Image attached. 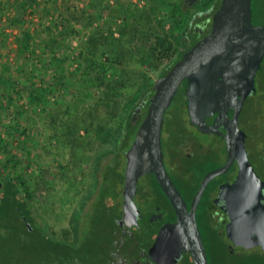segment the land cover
I'll list each match as a JSON object with an SVG mask.
<instances>
[{
    "label": "trees",
    "instance_id": "16d2710c",
    "mask_svg": "<svg viewBox=\"0 0 264 264\" xmlns=\"http://www.w3.org/2000/svg\"><path fill=\"white\" fill-rule=\"evenodd\" d=\"M72 1L0 0V9H11L6 17L8 25L20 35L14 60L7 58L0 63V128L6 135L0 134V151L7 150L14 135L23 133L26 141L32 136V144L21 142V156L7 151L0 164V264H51L19 257L1 230L11 228L14 237L34 234L38 210L34 195L39 190L62 195V203L68 195L61 192L65 183L63 192L75 189L72 216L67 218L77 228L83 208L101 185L86 212L89 236L83 233L81 237L82 230L74 234L76 243H83L81 252L100 244L105 220L110 226L115 212L107 197L118 194L124 178L119 152L128 147L138 125L131 116L137 107L145 115L155 79L166 74L204 36L196 25L210 20L220 4V0H195L193 9L187 0H143L142 7L129 1L94 0L85 4L90 6L85 10L75 8ZM209 27L210 22L206 32ZM69 39H75L77 45H71ZM44 102L56 103L38 111L37 105ZM52 140H56L55 145ZM30 146L36 149L32 159L45 164L38 167L39 174L23 177L18 172L28 158L26 153L31 152ZM108 154L113 158L99 179V162ZM55 161L61 162L57 177L63 184L61 189L56 186L52 190L43 180L46 175L55 176ZM86 164L94 171L87 194L80 200L78 192L84 182L79 186L70 179L84 172ZM75 214L76 219L71 220ZM62 248L59 252L67 258V249L63 252Z\"/></svg>",
    "mask_w": 264,
    "mask_h": 264
},
{
    "label": "flooded vegetation",
    "instance_id": "af4514ba",
    "mask_svg": "<svg viewBox=\"0 0 264 264\" xmlns=\"http://www.w3.org/2000/svg\"><path fill=\"white\" fill-rule=\"evenodd\" d=\"M206 31L207 29H201L200 34L205 35ZM254 80L255 91L243 102H231L232 106L225 112L216 108L214 116L205 118L207 125L213 123L214 120V133L201 132L191 124L184 102L188 124L203 137L214 136L213 149L205 151L203 143L194 135H190L189 138L186 137L182 142L177 143L173 151L170 150L167 162L162 151L165 170L186 202L188 211L191 209L192 198L204 175L212 169L225 168L223 172L214 175L208 181L195 211L196 223L208 264H214V260L212 261L214 250L217 251L218 264H247V260L251 257L259 262L264 261V242L262 245L249 244L246 246L240 244L238 240L235 243L228 238L226 233L230 214V211L226 210L230 206L227 202L231 198L230 195L233 197L235 194L236 189L231 187L239 173V159L243 154L251 170L259 179L258 187L254 189L260 192V203L264 209V56ZM185 85L184 81L180 90L184 89ZM143 118L141 114L131 116L133 122L138 123L136 131ZM175 130L181 131V128L177 126ZM135 133L128 147L119 152V160H123L124 163L123 174L126 163L125 151L132 144ZM225 135L230 141V148ZM212 156H214V163L202 166ZM123 184L124 178L121 183L119 182V194L107 197V199H112L111 206L115 212L110 226L105 220L107 226L97 252L84 250L81 252L82 242L61 243L60 247L67 249V258L61 256L59 252L50 262L51 264H194L191 253L182 247L177 236L167 233L163 241L157 243L161 229L168 224L175 223L177 215L158 185L154 174L147 172L139 177L134 195L136 208L134 206L124 208ZM249 185L253 186L252 183ZM246 188L249 187H242L238 192H243ZM248 209L251 211L252 206ZM86 212H81V215H84L80 220L82 225L85 224ZM76 217L75 214L73 218L76 219ZM67 230L73 232L74 235L75 230L82 229L73 226ZM65 248H62L63 252ZM225 257L230 260V263Z\"/></svg>",
    "mask_w": 264,
    "mask_h": 264
},
{
    "label": "water",
    "instance_id": "95a60500",
    "mask_svg": "<svg viewBox=\"0 0 264 264\" xmlns=\"http://www.w3.org/2000/svg\"><path fill=\"white\" fill-rule=\"evenodd\" d=\"M252 12V0H220L211 16L208 32L185 51L166 74L153 82L154 92L149 97L144 118L125 151L124 208H136L134 195L138 179L147 172L153 173L177 215L175 223L161 229L157 243L162 242L167 233L177 236L182 247L191 253L194 264H208L196 223V206L208 181L225 168L212 169L204 175L188 211L163 163L161 131L164 114L185 81L183 93L191 124L201 132L214 133V120L207 125L205 118L214 116L216 108L225 112L232 106L231 102H243L255 91L254 78L264 56V23L252 24ZM139 110L137 107L136 112ZM225 139L230 148L227 135ZM239 163L240 170L231 187L236 189L235 194L233 197L229 194L231 198L228 202L226 200L230 203L226 208L230 211L226 233L235 243L238 240L246 246L262 245L264 209L260 192L254 189L258 187L259 179L251 170L245 154ZM251 183L253 186L249 185ZM242 187L249 188L238 192ZM249 206H252L251 211Z\"/></svg>",
    "mask_w": 264,
    "mask_h": 264
},
{
    "label": "rangeland",
    "instance_id": "374dc122",
    "mask_svg": "<svg viewBox=\"0 0 264 264\" xmlns=\"http://www.w3.org/2000/svg\"><path fill=\"white\" fill-rule=\"evenodd\" d=\"M91 1H94V0H77V1L74 0L72 2H74V7L76 6L77 8H84L85 10H88L90 9V6L88 7L85 4L86 3L91 4L92 3ZM95 1H98L99 3L102 0H95ZM107 1L112 3L114 0L113 1L105 0L104 2H107ZM127 1H129L130 3L138 7H142L144 5L143 0H121V2H127ZM194 3H195L194 0L190 1V6H193V9H195ZM8 10H11V9H0V63L1 64L7 58L8 60H11V61L14 60L12 57H13L14 51L18 48V43L20 41L19 33L15 29L12 30L13 28L11 29L10 25H8L9 24L8 21L6 20V17L8 16L7 13H9ZM252 10H253L252 24H255V25L263 24L264 23V0H252ZM30 11L31 10H28V12ZM28 15H31V14H28ZM27 18L29 19L30 17H27ZM55 20L59 21V18H56ZM209 22L210 20H206L205 22L199 25H196V26L200 28V30L201 29L205 30L208 27ZM70 41H71V45L73 46L77 45V41L75 39H71V40L69 39V42ZM74 66L76 67V63H74L72 67L70 66L71 71L74 70ZM259 90H260V87H259ZM254 96H252V98L255 99L256 97ZM184 102H185L184 93L179 88L169 108L166 110L164 114L161 137H162V151L164 153L166 162H167V156H168V153H170V150L174 149L177 143H179L180 141L182 142L184 138L186 137L189 138L190 135L191 136L194 135L197 140L203 143V148L205 151H210L211 149H213V146H214V136L203 137V135L199 134L197 131H195V129L190 124H188L187 111L184 107ZM51 103H56V102H44L42 104H39L37 105V110L43 111ZM143 107H146V104H143ZM138 112L139 114H142L140 110ZM8 113L10 112L8 111ZM20 121L23 122V119L20 118ZM6 122H8L7 124H9L10 118H8ZM177 126L181 128V131L175 130ZM4 130L5 129L3 127L2 129L0 128V132H1L0 134H2V137L4 136L6 137ZM25 137H26L25 134L20 133V135L19 134L14 135V137L9 139L7 150L0 151V164L1 162H3L5 153L7 151L16 156L22 155V151L19 149V147H21V142H29L30 144H32L31 143L32 136L31 138L27 139L28 141L25 140ZM51 143L55 145L56 140H52ZM40 145L44 146V144H40ZM40 145H38V147ZM195 149L196 148H194V150ZM30 150H31L30 153H26V156L28 158L25 159V163H23V165L20 166L19 168L18 173L21 174L23 177H28L29 175H32V174H36V175L39 174L38 167L39 166L42 167L43 164H45L44 161L38 162L37 160H33L32 158L34 157H32V154L33 152H36V149H34L33 146H30ZM56 157L62 160L61 156L58 155ZM112 158H113L112 154H108L104 156L103 158H101L99 162V169L97 171V176L99 179H102V174L105 171L107 163L111 161ZM93 159H94L93 157L90 158L91 163ZM211 163H214V156H212L211 158L209 157V159L205 161L202 164V166L203 165L207 166L208 164H211ZM53 165L54 167H52V171L53 173H55V176L53 177L52 175H46L43 181L45 183L48 182L49 183L48 185H50V188H52V190H55L56 186H58L61 189L63 182H62V179L60 181V178L57 177L60 174L59 169H61V162L55 161ZM123 165H124L123 160H120V166H119L120 170L123 169ZM84 166H85L84 172L82 171V173H77L74 175L75 177L70 179V182L72 184H74V181H76V183L78 182L77 184L79 186H81L80 182L81 183L84 182V186L83 187L81 186V189L78 192L79 193L78 198L80 200L83 199L84 196L87 194L86 192L88 190L89 177L92 175V172L94 171V169L92 170V165L90 166L86 164ZM75 178L76 180H74ZM78 185H77V188H78ZM65 187H66V183L64 186H62L61 192L65 193V195L67 194L68 195L65 196V200H63L62 203H60V201L62 200L61 197H63L62 195L61 196L58 194L55 195L54 193L53 195L51 194L46 195L44 194V192L43 193L41 192L42 190L41 191L39 190L37 194L34 195L36 203L38 205V210L36 212L38 218L35 217L36 222L35 223L33 222V225H34L33 227L35 228H32L34 234H31V236H29L28 234L27 235L25 234L24 237L23 236L14 237L12 234L11 228L5 227L1 230L5 239L6 238L8 239V245L12 246V248L17 250V254L19 257L23 255L30 260H35V261L37 260V262L39 263H42L43 261L45 263H48L52 261L56 257V255L59 254L61 243L76 241L75 236L72 234L73 232L71 233L68 230L66 231L67 228L71 229L73 227L72 224L76 226L74 221L70 222L69 218H67L68 215H69L68 217L72 216L73 211L72 209H70L72 208L70 205H74L72 198H74L73 200H75L76 198V196L74 195L75 189H68V191L63 192ZM100 188H101V185L98 186L93 197L87 201L85 207L82 210V213L85 211H89V209H91V205H92L91 203L96 198L97 193L100 191ZM117 191L119 192V188H117ZM69 193H70V197H69ZM108 201H111V203H113L111 198H109ZM88 215L89 213H86L85 215L86 219H85L84 225H82V223L80 222L78 224V227L80 228L83 226L82 231H81V237L83 236V233H85L84 234L85 237L89 236L88 229L90 228V225H89L90 218L88 217ZM83 216L84 215H81L80 219L83 218ZM71 220H73V217L71 218ZM49 239L54 241L55 243L53 242L49 243L48 241H46ZM98 249H99V246L96 245L94 249H90V251L88 252L94 251L95 253L97 252ZM212 258H213L212 261L214 260V264H218L217 263L218 262L217 251L214 250V254L212 255ZM227 261L230 263L229 259ZM263 262L264 261L259 262L253 259L252 257L250 258V260H247V264H264Z\"/></svg>",
    "mask_w": 264,
    "mask_h": 264
}]
</instances>
